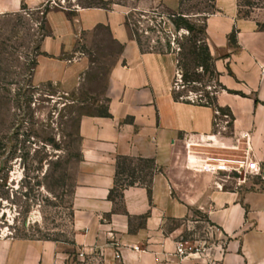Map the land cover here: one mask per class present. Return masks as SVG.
Masks as SVG:
<instances>
[{"label": "crops", "instance_id": "1", "mask_svg": "<svg viewBox=\"0 0 264 264\" xmlns=\"http://www.w3.org/2000/svg\"><path fill=\"white\" fill-rule=\"evenodd\" d=\"M102 1L107 4L78 8L74 24L63 8L42 12L45 0H0V16L25 9L43 15L46 31L33 48L35 83L69 82L90 68L79 47L83 32L104 27L117 45L103 112L78 119L76 177L68 195L72 245L100 248L107 264H174L176 240L199 222L213 226L208 234L220 248L219 264H264L263 3L246 0L245 14L243 0H213L216 9L203 16L211 47L227 52L216 61L221 83L244 94L234 96L233 138L218 140L211 105L174 97L175 54L141 51L128 24L136 13L158 7L177 12L180 0ZM123 157L152 160L151 188L135 183L113 199L109 192ZM245 159L257 161L260 171L248 174ZM195 211L203 218L192 219ZM66 258L58 240L0 236V264H63Z\"/></svg>", "mask_w": 264, "mask_h": 264}, {"label": "rangeland", "instance_id": "2", "mask_svg": "<svg viewBox=\"0 0 264 264\" xmlns=\"http://www.w3.org/2000/svg\"><path fill=\"white\" fill-rule=\"evenodd\" d=\"M246 2H241L245 14L249 12L244 7ZM252 2L264 5V1ZM100 4L101 0H45L42 12L63 8L75 24L78 8ZM182 7L189 22L196 26L194 30L175 29L169 21L170 11L158 7L130 17L132 38L141 51L175 54L174 97L211 105L215 110V139L230 140L239 116L234 96L244 94L221 83L216 61L225 58L227 52L215 51L206 31L200 30L204 14L212 11L210 3L184 0ZM25 10L0 16V236L55 239L62 242L67 253L63 264H102L98 258L86 262L76 258L78 248L71 241L73 211L68 195L76 177L78 119L103 112L108 64L117 45L104 27L83 32L79 47L93 62L90 68L69 82L35 83L31 78L36 56L33 48L35 39L46 28L42 13ZM35 28L38 35H34ZM201 46H207L210 52V59L204 63L196 56ZM143 160L126 158L118 183L135 180L151 188L155 167ZM237 167L230 168L232 174L237 173ZM191 217L203 218L196 211ZM190 225L183 236L203 233L201 223Z\"/></svg>", "mask_w": 264, "mask_h": 264}, {"label": "built area", "instance_id": "3", "mask_svg": "<svg viewBox=\"0 0 264 264\" xmlns=\"http://www.w3.org/2000/svg\"><path fill=\"white\" fill-rule=\"evenodd\" d=\"M245 165L243 169L248 174H256L260 171V166L254 159H245ZM208 228L213 229V226H207L203 228V233L197 236L193 233L191 236H180L175 242V250L173 255L176 257L174 264H219V259L216 257V253L220 251L217 248L215 241H210L212 235L208 234ZM195 234V235H194ZM215 239V238H214ZM114 253L115 259L121 257L119 246ZM134 250H138L137 246L133 247ZM76 258L80 262H86L89 259L98 258L102 264H107L102 258V251L100 248H92L86 250L79 248L76 253Z\"/></svg>", "mask_w": 264, "mask_h": 264}, {"label": "trees", "instance_id": "4", "mask_svg": "<svg viewBox=\"0 0 264 264\" xmlns=\"http://www.w3.org/2000/svg\"><path fill=\"white\" fill-rule=\"evenodd\" d=\"M210 3V6L212 7V11L213 12L216 8L214 6L213 0H207ZM183 3L184 0H180V9L177 12H172L170 11L168 13V17L171 18L169 19V21L171 22L172 25L175 26V29H180V28H185L188 32L192 31L195 29V25L193 23L189 22V17L187 15V13H185L183 11ZM107 3L101 0V4L100 5H106ZM200 30H202V32H204L205 27L203 26ZM231 37V36H230ZM201 52L197 53L196 56L198 58V61H201L202 63L206 62L208 59H210V52H209V48L207 46H201L200 47ZM126 159V157H123L122 159H120L118 161L117 164V170H116V177H115V181H114V187L110 190L109 192V197L110 198H119L121 197V191L123 190L124 187L129 186V185H134L135 180H131L128 181L126 183H118L117 177L120 174H123V162ZM143 161H147L151 164H153L152 160L149 159H145ZM133 176H130V178L132 179Z\"/></svg>", "mask_w": 264, "mask_h": 264}]
</instances>
